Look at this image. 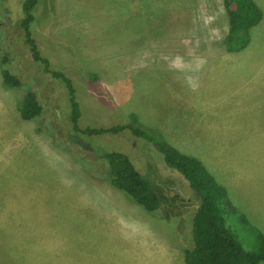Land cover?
<instances>
[{
  "label": "rangeland",
  "instance_id": "obj_1",
  "mask_svg": "<svg viewBox=\"0 0 264 264\" xmlns=\"http://www.w3.org/2000/svg\"><path fill=\"white\" fill-rule=\"evenodd\" d=\"M254 1L262 19L239 51L224 43L225 0H41L34 32L52 67L73 79L82 126L141 125L196 156L204 147L191 133L198 136L219 116V101L207 96L212 85H255L264 93V0ZM22 2L6 0L14 21L23 14ZM15 42L13 69L31 80L46 112L72 129L65 84L43 71L22 36ZM19 94L3 86L0 72V264H169L174 246H194L200 197L153 142L130 130L102 136L112 148L129 152L159 188L163 218L38 132L33 120L22 118ZM231 154L230 175L219 168L211 173L219 183L231 184L237 172L248 179L245 189H226L234 208L227 209L226 222L244 249L256 251L260 229L254 220L264 205V176L253 171L254 159L247 167ZM257 160L264 168L263 151Z\"/></svg>",
  "mask_w": 264,
  "mask_h": 264
},
{
  "label": "trees",
  "instance_id": "obj_2",
  "mask_svg": "<svg viewBox=\"0 0 264 264\" xmlns=\"http://www.w3.org/2000/svg\"><path fill=\"white\" fill-rule=\"evenodd\" d=\"M40 2L23 0V14L14 21L6 0H0V72L6 89L20 91L21 102L18 106L22 118L33 120L38 132L48 133L56 146L70 152L95 177L110 182L149 213L163 218L161 212L166 208L159 188L144 176L129 152L112 148L102 136L130 130L135 136L153 142L162 152L166 164L179 170L200 197L193 222L194 247L185 250V264H260L264 260V234L258 232L259 247L256 251L243 248L226 222L227 209L234 210L227 200V188L216 180L199 157L186 154L167 141L156 139L141 125H81L82 105L73 79L66 72L52 67L36 39L35 11ZM225 6L229 32L224 43L230 51L242 50L249 44V30L261 21L262 11L254 0H225ZM16 36H22L31 57L42 65L45 73L65 84L69 94L72 129H66L60 120L46 112L31 80H24L13 69L11 61L17 49Z\"/></svg>",
  "mask_w": 264,
  "mask_h": 264
},
{
  "label": "crops",
  "instance_id": "obj_3",
  "mask_svg": "<svg viewBox=\"0 0 264 264\" xmlns=\"http://www.w3.org/2000/svg\"><path fill=\"white\" fill-rule=\"evenodd\" d=\"M194 49H196L195 44ZM229 86L212 85L210 87L212 92L207 96L210 99L212 98L210 102L214 100L219 101L214 111L219 116H214L213 119L210 117L212 125L208 126L204 124L205 128L202 129L201 134L198 133V136L191 133L192 137H196L195 141H200L204 147L203 150H197L196 156L204 162L210 172L218 168L220 171L226 169V174L230 175L229 167L234 158L229 153L235 151L242 157L239 159V162L242 163L245 160L247 167L251 166V160L254 159L256 164L253 167L257 169H253V171L259 169V176H264V173H260V171H264L261 170L264 169L262 168L263 163L257 160L258 154L262 151L264 153V93H259L260 91L254 88L255 85L251 87L249 85H236L237 87L228 89ZM226 90H235V92L229 94ZM196 96L200 97V92ZM229 101L232 102L231 106H229ZM224 102L228 103L223 105L222 103ZM218 108H221L220 113L217 112ZM214 120L219 123L214 124ZM188 136L190 137V134ZM178 149L186 154L193 155L191 152H187L181 148ZM224 181L220 183L228 190L229 185H236L242 190L249 184L248 179L240 172L231 175V184L228 183V179H224ZM262 195L264 194H261L259 197ZM261 198V201L264 202V196ZM260 208L264 210V205L257 207L254 224L264 234V216H256ZM172 249L174 251L170 257L169 264H185V250L188 248L177 245ZM153 255L160 259L159 253H154ZM162 258L167 260L164 255H162ZM260 264H264V260Z\"/></svg>",
  "mask_w": 264,
  "mask_h": 264
}]
</instances>
